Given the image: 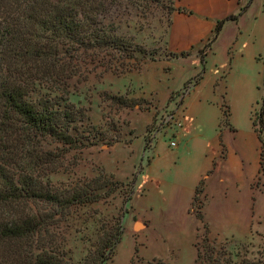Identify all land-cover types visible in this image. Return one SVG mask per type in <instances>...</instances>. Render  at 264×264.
<instances>
[{
    "label": "rangeland",
    "instance_id": "1",
    "mask_svg": "<svg viewBox=\"0 0 264 264\" xmlns=\"http://www.w3.org/2000/svg\"><path fill=\"white\" fill-rule=\"evenodd\" d=\"M174 3L105 0L104 24L132 44L140 61L118 59L117 54L102 59L100 54L94 62L87 58L80 75L70 82V100L87 110V124L107 140L124 132V141L109 153L93 155L91 149L69 153L63 167L49 176L51 182L93 177L99 169L94 163L121 180L142 177L144 195L135 189L131 206L145 222L136 216L123 222L128 212L125 194L73 207L62 223L69 264L82 262L101 238L112 233L119 234L120 240L115 254L105 252L108 260L102 264H192L193 245L201 244L204 232L225 254L246 252L264 264V171L259 174L257 140L250 122V114L259 108L264 112V16L250 29L260 2L253 0L247 18L238 23L237 42L227 48L225 40L232 34L224 30L211 53V48H205L209 36L196 56L188 52L186 59L168 58L165 50ZM106 93L134 99L139 105L118 107ZM168 112L176 119L185 116L189 127L185 139L174 127L150 140L148 132ZM171 142L187 146L175 155ZM147 145L156 147L153 158H158L151 171L147 167L151 152L143 150ZM204 167L208 171L191 207L193 217H179L173 209V193ZM203 185L205 195L200 196ZM136 222L138 229L132 225Z\"/></svg>",
    "mask_w": 264,
    "mask_h": 264
},
{
    "label": "trees",
    "instance_id": "2",
    "mask_svg": "<svg viewBox=\"0 0 264 264\" xmlns=\"http://www.w3.org/2000/svg\"><path fill=\"white\" fill-rule=\"evenodd\" d=\"M104 10L105 0H0V264H69L62 223L72 208L117 195L125 194V202L131 199L134 177L119 182L101 168L93 177L74 181L53 184L49 178L69 153L110 146L120 138H104L87 124V110L70 100V82L87 58L94 62L101 54L111 60L117 54L118 59L137 60L132 44L104 24ZM235 19L216 21L206 51L223 24ZM105 95L118 107L139 105L125 96ZM263 116L259 108L250 117L259 174L264 171ZM119 240L115 233L101 238L79 264L106 262ZM201 241L193 245L192 264H259L246 252L220 251L206 232Z\"/></svg>",
    "mask_w": 264,
    "mask_h": 264
},
{
    "label": "crops",
    "instance_id": "3",
    "mask_svg": "<svg viewBox=\"0 0 264 264\" xmlns=\"http://www.w3.org/2000/svg\"><path fill=\"white\" fill-rule=\"evenodd\" d=\"M252 1L253 0H175L174 10L170 14V24L164 37L166 52L172 55H178L180 53L190 52V57L196 56L197 51L200 49L204 41L211 35L212 30L216 24V21L224 19L231 15V16H235L236 19L234 21H230V20L226 21L223 24V27L217 39L213 43L214 45L218 39H221V37L225 34L224 30L225 31L228 30V33L232 34L231 35L232 38L229 39V41L227 39L225 40L226 47L229 48L231 45L237 42L238 35L234 33L235 29L239 33L237 25L239 22L247 18L251 9ZM259 2H260V6L255 14L256 16L254 20L252 21L253 26L252 27L250 26V29L255 28L257 18L264 16V7H263L264 0H259ZM211 51L212 48L210 50V53ZM168 58L186 59V58L171 57V56H169ZM263 121H264V116H263ZM188 130L189 127L187 122L184 124L183 132L181 133V138L185 139V135L186 132H188ZM227 130L229 132L232 130L230 124ZM122 137H124V132H122L121 137L119 138V141L117 143H114L110 146L99 144L97 146H93L88 149L94 150L93 155L95 153H103V152L109 153L111 150H113L116 147V145L124 141L122 140ZM130 143L131 141H125L126 145H130ZM186 146H187L186 142L183 143V145H176L175 146L176 149L174 151L175 155H178L179 152H181L183 148H185ZM155 149H153L151 146L148 145L146 147L144 146L143 149L144 151L146 150L148 152H151V161H149L147 164L149 171H151V168L154 166L155 163H157L158 158L157 159L153 158L154 156L153 151ZM93 155H92V159H93ZM257 159H258V141H257ZM94 164L97 165L99 168L103 169L106 173L111 174L114 177V179L119 182L127 183L134 177V182L132 184V196L128 204L125 205V208L128 207V212H125V216L123 217V222H126L125 221L126 218L129 222L130 220L129 218H131L132 216H136L138 220L145 222L144 221L145 219L140 217L138 212L134 210L131 206L135 189L138 188V192L140 191V196L144 195L145 190L142 187L144 186L143 184L145 182L142 180V177L140 178L138 176L131 175L130 177H126L124 178V180H121L118 177H116L112 172L105 169V167H103L102 165L96 163ZM207 171L208 168L206 167H204L202 170L196 171L193 174L190 182H184L182 185L179 186V189H177L173 193L174 202H175L173 209L175 211V214L178 215L179 217H185V218L193 217L191 207L194 197L198 196V194L196 195V188L201 182H203V178L206 177ZM139 187L141 189H139ZM203 187L204 189L201 191L200 196L202 194L205 195V185H203ZM132 225L134 226V223ZM145 229H146V225L143 227V230ZM196 233L197 231L195 229L192 237L193 240L195 239Z\"/></svg>",
    "mask_w": 264,
    "mask_h": 264
},
{
    "label": "built area",
    "instance_id": "4",
    "mask_svg": "<svg viewBox=\"0 0 264 264\" xmlns=\"http://www.w3.org/2000/svg\"><path fill=\"white\" fill-rule=\"evenodd\" d=\"M181 101V100H180ZM186 118L183 115L181 119L174 118V114L171 112L166 113V115L162 118L160 123L155 126L156 129H153L151 132H148L150 136V140H154L157 133H159L161 130L165 129H173L174 127H177L181 130V133L183 132V127L185 124ZM170 129V130H171ZM171 147L176 146L174 142L170 143Z\"/></svg>",
    "mask_w": 264,
    "mask_h": 264
},
{
    "label": "water",
    "instance_id": "5",
    "mask_svg": "<svg viewBox=\"0 0 264 264\" xmlns=\"http://www.w3.org/2000/svg\"><path fill=\"white\" fill-rule=\"evenodd\" d=\"M134 228H135V229L140 228V223H139V222H136V223L134 224Z\"/></svg>",
    "mask_w": 264,
    "mask_h": 264
}]
</instances>
